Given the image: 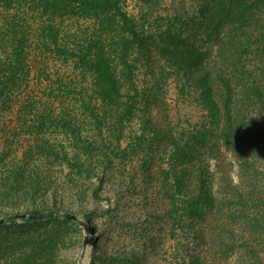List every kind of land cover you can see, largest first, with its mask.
I'll return each mask as SVG.
<instances>
[{
  "label": "trees",
  "instance_id": "1",
  "mask_svg": "<svg viewBox=\"0 0 264 264\" xmlns=\"http://www.w3.org/2000/svg\"><path fill=\"white\" fill-rule=\"evenodd\" d=\"M127 2L0 0V205L98 195L131 152L129 125L162 142L150 111L173 79L197 92L215 125L201 135L220 152L173 139L160 170L176 205L221 253L264 257V0H173L148 28ZM212 158L235 169L215 191ZM57 243L55 231L0 233V264H62Z\"/></svg>",
  "mask_w": 264,
  "mask_h": 264
},
{
  "label": "rangeland",
  "instance_id": "2",
  "mask_svg": "<svg viewBox=\"0 0 264 264\" xmlns=\"http://www.w3.org/2000/svg\"><path fill=\"white\" fill-rule=\"evenodd\" d=\"M127 3L140 25L146 28L156 17L173 13V0H149V4L146 0H128ZM162 102L163 108L154 107L150 111V116L159 123L154 130L161 135L162 142L154 146L147 138L146 128L139 124L129 125L125 129L127 137L122 146L131 152L114 159L98 195H67L60 196L56 201L47 198L13 206L1 204L0 218L17 213L56 211L72 213L92 224L96 241L87 245L82 264H264V257H243L233 246L226 254L221 253L217 241L206 238L201 217L176 205L171 195L173 190L160 170L161 167H169L165 153L173 149V139L181 144L187 142L197 146V157H202L205 152L218 157V136L202 137L206 126L214 131L215 125L210 123L195 90L181 93L171 79L167 97ZM143 134L145 140L133 138ZM133 148L137 151L132 152ZM154 149V157L148 158ZM210 161L213 165L209 174H214L212 190L215 191L220 189L217 188L218 177L224 175L220 169L228 168L230 176L235 169L231 163L223 167L222 161L218 162L215 158ZM199 169L191 168L190 176L199 173ZM56 217H43L30 222L25 218L9 219L1 223L0 233L24 236L55 231L58 234L60 263L78 264L89 232L74 219Z\"/></svg>",
  "mask_w": 264,
  "mask_h": 264
},
{
  "label": "water",
  "instance_id": "3",
  "mask_svg": "<svg viewBox=\"0 0 264 264\" xmlns=\"http://www.w3.org/2000/svg\"><path fill=\"white\" fill-rule=\"evenodd\" d=\"M56 216H63V217H66L68 219H74L78 223L83 225L87 229V231L89 232V234L85 238V241H84L85 243H84V247H83V251L81 253L80 259L77 262L78 264H82V262L84 261L85 254H86L87 245L88 244H94L96 241L95 228L92 224L85 222L81 219H78L72 213H61V212H56V211H48V212H36V211H34V212H30V213H17V214L9 215V216L4 217V218H0V224L9 220V219H14V218L39 219V218H43V217H56Z\"/></svg>",
  "mask_w": 264,
  "mask_h": 264
}]
</instances>
